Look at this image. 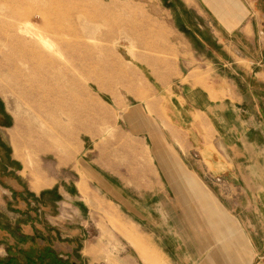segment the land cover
I'll list each match as a JSON object with an SVG mask.
<instances>
[{"label":"rangeland","instance_id":"obj_1","mask_svg":"<svg viewBox=\"0 0 264 264\" xmlns=\"http://www.w3.org/2000/svg\"><path fill=\"white\" fill-rule=\"evenodd\" d=\"M259 4L262 46L264 5ZM183 12L176 0H0V93L24 133L30 167L39 164L42 175L72 194L46 207L38 198L28 199L34 210L39 206L47 227L74 235L83 230L84 264L147 263L139 239L127 237L131 246L114 234L119 230L113 233L112 211L86 208L80 180L87 167L116 187L120 179L130 185L144 167L139 165L153 157L142 125L152 124L153 112L164 111L172 98L162 83L178 72L172 69L178 64L175 50L183 43L175 29L195 24L192 14L184 13L190 22L177 19ZM194 30H186L192 46ZM233 80L243 90V80ZM220 172L218 167L215 173ZM233 174L237 179L240 167L234 166ZM240 185L238 178L231 203L245 210L256 199L242 198ZM172 202L184 211L179 220L170 214L166 222L143 221L146 229L140 231L168 255L167 264H264V229L256 215L231 217L223 212L230 205L219 200L222 206H214L208 197Z\"/></svg>","mask_w":264,"mask_h":264},{"label":"crops","instance_id":"obj_2","mask_svg":"<svg viewBox=\"0 0 264 264\" xmlns=\"http://www.w3.org/2000/svg\"><path fill=\"white\" fill-rule=\"evenodd\" d=\"M176 1L184 8L177 19L185 23L191 19L184 13L192 14L195 24L175 29L183 43L175 50L178 64L172 69L178 72L162 83L170 87L173 99L164 111L153 112L152 124L142 125L153 157L139 165L144 167L136 170L130 185L120 179V188L116 187L83 167L79 187L86 208L94 213L113 212L119 221L112 225L113 233L119 230L115 235L131 246L130 238L144 244L145 264L168 263V255L149 244V236L140 231L146 229L143 221L166 222L170 214L179 220L184 211L170 206L174 198L208 197L215 200L214 206H222L219 200H224L225 207L231 206L224 208L225 214H254L258 227L264 229V44L257 43L261 32L256 24L263 8L259 0ZM193 27L194 46L186 38V30ZM245 53L257 58H243ZM233 76L243 80V90ZM23 138L18 120L0 93V264H27L25 254L34 253L35 247L39 250L42 238L69 247L77 264H84L79 246L83 230L74 235L47 227L41 222L39 206L34 210L35 203L28 199L38 198L46 207L56 204L58 196L72 194L58 187L54 178L42 175L39 164L30 167ZM234 166L240 167L236 178L241 182V197L250 202L256 199L245 210L232 207L237 189L233 188ZM67 255L60 254L63 259Z\"/></svg>","mask_w":264,"mask_h":264},{"label":"flooded vegetation","instance_id":"obj_3","mask_svg":"<svg viewBox=\"0 0 264 264\" xmlns=\"http://www.w3.org/2000/svg\"><path fill=\"white\" fill-rule=\"evenodd\" d=\"M39 250L35 247L34 253L32 250L25 254L27 264H77L71 254V249L67 246L53 245L49 241L41 240L39 242ZM68 253L67 259H63L60 254Z\"/></svg>","mask_w":264,"mask_h":264}]
</instances>
